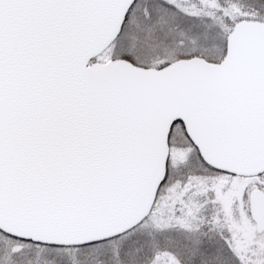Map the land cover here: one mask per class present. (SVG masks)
<instances>
[{"label": "snow or ice", "instance_id": "snow-or-ice-1", "mask_svg": "<svg viewBox=\"0 0 264 264\" xmlns=\"http://www.w3.org/2000/svg\"><path fill=\"white\" fill-rule=\"evenodd\" d=\"M0 264H264V0H0Z\"/></svg>", "mask_w": 264, "mask_h": 264}]
</instances>
